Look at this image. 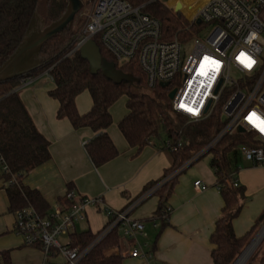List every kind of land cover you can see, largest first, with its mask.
Listing matches in <instances>:
<instances>
[{
  "label": "built area",
  "instance_id": "2783aa9c",
  "mask_svg": "<svg viewBox=\"0 0 264 264\" xmlns=\"http://www.w3.org/2000/svg\"><path fill=\"white\" fill-rule=\"evenodd\" d=\"M170 1L164 2L174 12L179 4L178 13L188 24L185 37L164 39L160 22L145 14L144 6L132 7L125 0H94L68 55L79 52L87 40L98 37L118 65L132 60L139 64L148 89L160 88L165 92L171 114L183 116L188 123L218 119L220 127L206 146L169 178L183 173L194 161L229 139L232 184L239 187L235 175L240 168L235 160L264 171V122H261L264 120V0H174L172 4ZM204 27L209 30L202 36ZM241 52L255 63L249 67L238 60ZM205 57L211 59L205 60ZM44 74L52 81L47 72ZM161 84L166 87L162 88ZM252 113L257 115L249 121ZM156 140L152 137L148 145L153 146ZM161 143L165 151L179 150L184 144L183 134L179 132L174 141L165 137ZM213 172H218V167H213ZM0 176L5 184L15 182L1 152ZM6 176L11 177L9 181H5ZM166 180L141 193L121 211L104 205L101 197H84L68 190L62 203L57 202L44 216L32 206L13 213L12 230L23 239L24 245L41 251L42 264H78L115 228L128 246L129 257L150 259L152 253L145 252L139 242V238L146 236L144 223L130 219L129 214L153 196ZM193 187L198 191L207 189L201 181H195ZM216 188L219 190V186ZM90 207L101 210L107 217L95 240L82 251L69 248L68 240L65 244L59 243L61 236H68L77 223L85 220ZM170 213L171 208L166 206L160 217L152 218L153 225L159 226L158 219L167 222ZM56 256L63 262H50Z\"/></svg>",
  "mask_w": 264,
  "mask_h": 264
},
{
  "label": "trees",
  "instance_id": "16d2710c",
  "mask_svg": "<svg viewBox=\"0 0 264 264\" xmlns=\"http://www.w3.org/2000/svg\"><path fill=\"white\" fill-rule=\"evenodd\" d=\"M125 1L132 7L144 6V13L160 22L164 39L186 36L185 30L188 25L186 20L181 14L168 8L164 0ZM38 6L39 0H0V67L18 49ZM45 6V22L49 25L62 17L67 1L46 0ZM75 19L76 17L70 28L45 43L40 51L41 61L34 70L0 82V152L15 178V182L6 184L5 189L9 211L12 213L26 206H32L42 216L49 210L47 202L37 190L22 184L23 178L29 172L50 160L49 142L37 130L18 92L22 82L30 78L47 72L54 84L48 94L58 102L57 119H67L75 130L82 128L91 130L93 137L85 145V152L95 168H100L119 156L108 129L113 122L110 108L121 97L126 100L127 112L117 126L130 148L141 150L148 145L152 137L161 140V132L174 141L178 138L179 132H182L183 147L176 151H167L172 159L169 169L160 180L149 183L141 193L169 178L173 171L203 149L220 127L218 119L215 118L200 123H188L183 116L171 114L165 92L160 88L148 89L145 74L139 64L132 60L124 65H118L101 46L98 37L93 38V41L99 48L102 60L106 65H113L116 72L124 78L113 81L105 77L101 71L92 75L88 62L81 58L79 52L68 55L73 47L74 37L80 32L83 24L79 21L78 27H75ZM83 92L89 93L92 105L87 113L81 115L75 101ZM231 147L229 139H224L210 153L211 168L218 167V172L214 175L224 204L221 216L210 236V243L213 245L211 258L214 264H233L257 233L259 226L258 223L242 238L235 236L232 222L240 213L245 191L243 187H233L232 184L234 173L229 158ZM200 159L194 161L188 168ZM180 174L166 180L154 194L159 202L153 217L162 215ZM10 178L6 176L5 181H9ZM61 201L58 202L62 203ZM158 221L159 230L168 222L160 219ZM98 233L92 234L90 231L69 233V248L82 251L95 240ZM124 250V240L119 230L115 228L94 245L78 264H122ZM252 263L264 264L263 243L255 249L246 264Z\"/></svg>",
  "mask_w": 264,
  "mask_h": 264
},
{
  "label": "crops",
  "instance_id": "0c3cea01",
  "mask_svg": "<svg viewBox=\"0 0 264 264\" xmlns=\"http://www.w3.org/2000/svg\"><path fill=\"white\" fill-rule=\"evenodd\" d=\"M44 77L48 78L46 74H41L28 80L18 88V92L37 130L49 142L50 153V160L29 172L22 184L37 190L47 202L49 210L63 199L68 190H72L84 197H101L104 205L121 211L149 183L163 177L172 159L162 143L156 140L153 146L147 145L137 150L130 148L121 135L117 124L126 115L125 106L122 112L113 111L114 105L110 108L113 122L108 134L119 156L95 168L85 152V145L93 133L88 128L75 130L67 119H57L58 102L48 94L54 84L51 81L49 86L45 85L42 81ZM84 93L88 92L80 94L75 101L81 115L87 113L92 105L89 93L88 97ZM234 162L240 168L235 178L245 192L242 208L232 225L235 236L242 238L259 223L258 233L264 221L259 220L264 213V171L244 161ZM209 167L211 170L197 164L177 177L166 201L171 213L162 230L152 223L159 202L156 195H153L155 199L151 196L131 211L130 219L144 223L146 236L139 238V242L144 245L145 252L152 253V257H129L124 241L122 264H214L210 236L224 204L216 188V177L210 162ZM195 181L203 182L207 189L196 190L193 187ZM5 189L6 184L0 176V264H42L41 251L24 245L23 239L12 230L14 214L9 211ZM106 223L107 217L103 212L93 207L87 209L85 220L79 222L83 225L81 232L90 231L92 234L98 233ZM73 232H76V225ZM65 237L68 240V236ZM50 262L62 263L63 259L56 256Z\"/></svg>",
  "mask_w": 264,
  "mask_h": 264
},
{
  "label": "water",
  "instance_id": "95a60500",
  "mask_svg": "<svg viewBox=\"0 0 264 264\" xmlns=\"http://www.w3.org/2000/svg\"><path fill=\"white\" fill-rule=\"evenodd\" d=\"M67 6L65 13L60 19L51 23L43 28H37L34 20L37 16V12L34 14L29 28L19 45L15 53L8 59V61L0 67V82L6 81L13 77L23 76L30 71L34 70L40 63V51L42 47L51 40L53 37L58 35L60 32L70 28L73 24L74 18L79 13L83 7V2L81 0H66ZM180 5L178 4L175 8V12L178 13ZM199 24L200 21H197ZM79 54L82 59L86 60L89 64V70L92 75H96L101 71L105 77L113 81H118L124 78L121 74L116 72L113 65H106L102 60L99 48L96 46L93 40H87L84 45L80 48ZM127 80V77H125ZM162 88L166 87V84L160 85ZM174 95V91L169 94V99ZM243 132V129L239 130ZM264 219V213L260 217V221ZM264 240V225L250 241V243L243 249L237 259L233 262L239 260V258L248 250V248L256 241V245L250 253L249 257L253 251L260 245ZM248 257V258H249ZM247 258V259H248ZM247 261V260H246ZM245 261V262H246ZM245 264V263H244Z\"/></svg>",
  "mask_w": 264,
  "mask_h": 264
},
{
  "label": "rangeland",
  "instance_id": "374dc122",
  "mask_svg": "<svg viewBox=\"0 0 264 264\" xmlns=\"http://www.w3.org/2000/svg\"><path fill=\"white\" fill-rule=\"evenodd\" d=\"M45 1L46 0H39V6H38V10H37V16H36V18H35V20H34V23H35V25H36V27L37 28H43V27H45V26H47L46 25V22H45V8H46V6H45ZM82 2H83V7H82V9L79 11V13L77 14V16H76V19H75V22H74V25H75V27H78L77 25H78V22L79 21H82L83 22V24L81 25V29H82V27L84 26V24L86 23V17H87V15L89 14V12L91 11V9H92V7H93V3H94V0H81ZM164 1H166V0H164ZM176 1V0H175ZM174 0H171L169 3L170 4H172L173 2H175ZM167 6V5H166ZM208 30H209V27H204L203 29H202V36H205L206 34H207V32H208ZM42 81L44 82V84L45 85H50V83H51V80H49L48 78H46V77H44L43 79H42ZM149 91V90H148ZM84 95H86L87 97H88V93H84ZM124 106H125V98L124 97H121L115 104H114V106H113V111H115V110H118V112H122V111H124ZM160 139L161 140H164L165 139V134L163 133V132H161L160 133ZM157 143H161L160 141H159V139H157ZM230 154V153H229ZM211 158H212V155L211 154H207V155H205V156H203V157H201V159L193 166V167H191V168H188L187 170H186V173L187 172H189L192 168H194L195 166H197V164H202V165H204V166H206L209 170H211L210 169V167H209V162H210V160H211ZM229 158H231V154L229 155ZM156 197L155 196H153V199H155ZM264 225V221H263V224H262V226ZM82 229H83V225L82 224H76V232H81L82 231ZM71 232H73V231H71ZM254 237V236H253ZM59 241L61 242V244H65L66 242H67V239H66V237L65 236H61L60 238H59ZM263 245H264V240H263ZM261 243V244H262ZM260 244V245H261ZM260 245H258V246H260ZM255 251V250H254ZM253 251V252H254ZM250 258V257H249ZM248 258V259H249ZM248 259H247V261H248ZM247 261L245 262V264L247 263ZM252 264H254V263H252Z\"/></svg>",
  "mask_w": 264,
  "mask_h": 264
},
{
  "label": "bare ground",
  "instance_id": "6f19581e",
  "mask_svg": "<svg viewBox=\"0 0 264 264\" xmlns=\"http://www.w3.org/2000/svg\"><path fill=\"white\" fill-rule=\"evenodd\" d=\"M256 245V241L248 248V250L239 258L236 264H244L247 258L249 257L250 253L252 252L253 248Z\"/></svg>",
  "mask_w": 264,
  "mask_h": 264
},
{
  "label": "clouds",
  "instance_id": "9594fccd",
  "mask_svg": "<svg viewBox=\"0 0 264 264\" xmlns=\"http://www.w3.org/2000/svg\"><path fill=\"white\" fill-rule=\"evenodd\" d=\"M254 38V37H253ZM243 53V52H241ZM240 53V56H239V60L242 62V63H245L247 66H251L253 64V61L251 59H249L247 56L245 55H241ZM238 59V58H237Z\"/></svg>",
  "mask_w": 264,
  "mask_h": 264
},
{
  "label": "snow or ice",
  "instance_id": "6c2138e0",
  "mask_svg": "<svg viewBox=\"0 0 264 264\" xmlns=\"http://www.w3.org/2000/svg\"><path fill=\"white\" fill-rule=\"evenodd\" d=\"M241 55H245V56H247V54L246 53H241ZM249 59H251V57H248ZM208 59H211V58H209V57H205V60H208ZM238 60H239V57H238ZM253 61V63H255V61L254 60H252ZM202 64H203V61L201 62ZM257 114L256 113H252V114H250V116L248 117V119H249V121H251L252 120V117H254V116H256ZM259 119V118H258ZM261 122H264V120H262ZM262 131H264V130H262Z\"/></svg>",
  "mask_w": 264,
  "mask_h": 264
}]
</instances>
